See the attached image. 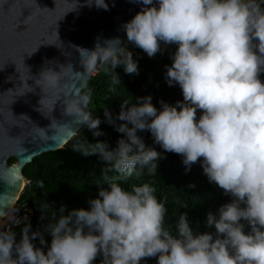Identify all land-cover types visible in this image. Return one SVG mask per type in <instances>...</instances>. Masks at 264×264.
Here are the masks:
<instances>
[{
	"label": "clouds",
	"instance_id": "1",
	"mask_svg": "<svg viewBox=\"0 0 264 264\" xmlns=\"http://www.w3.org/2000/svg\"><path fill=\"white\" fill-rule=\"evenodd\" d=\"M94 2L109 8L107 0ZM137 2L141 10L124 25L127 42L98 37L93 49H78L83 73L102 68L114 74L113 85L119 84L120 66L128 74L139 72L127 45L150 58L162 52V45H176L165 78L169 86H180L183 100H161L159 108L152 95L137 97L131 105L124 101L117 117L123 122L117 131L124 136L116 147L87 138L73 143L72 149L83 155L98 154L105 174L118 178L105 175L106 185L89 208L66 213L67 206H61L44 226L50 244L30 222L24 223L19 240L15 232L0 230V264H94L98 257L100 264H143L151 257L158 258L156 264H264V0ZM72 73L81 74L71 63L46 61L37 76L30 73L34 85L27 83V92L39 87L41 105L59 99ZM72 104L84 107L73 109ZM65 110L102 135L101 120L87 109V98L67 102ZM144 130L164 152L181 155L186 171L200 162L209 181L232 197L208 213L209 231L194 230L185 212L173 234L164 227L167 209L154 187L122 186L144 169L155 174L164 158L138 134ZM59 131L68 138L78 135L75 129ZM16 179L12 173V182Z\"/></svg>",
	"mask_w": 264,
	"mask_h": 264
},
{
	"label": "water",
	"instance_id": "2",
	"mask_svg": "<svg viewBox=\"0 0 264 264\" xmlns=\"http://www.w3.org/2000/svg\"><path fill=\"white\" fill-rule=\"evenodd\" d=\"M107 2L104 10L94 0H0V220L31 182L25 167L37 156L65 148L72 138L62 136L61 127L78 133L83 127L65 110L67 102L80 98H87L90 110L84 93L89 74L83 73L78 49H93L98 37L127 42L124 25L142 4ZM46 61L71 63L81 74H70L59 99H45L41 105L42 90L27 91L34 85L30 73L37 76ZM12 157L16 162L10 163ZM12 173L18 177L14 183Z\"/></svg>",
	"mask_w": 264,
	"mask_h": 264
},
{
	"label": "trees",
	"instance_id": "3",
	"mask_svg": "<svg viewBox=\"0 0 264 264\" xmlns=\"http://www.w3.org/2000/svg\"><path fill=\"white\" fill-rule=\"evenodd\" d=\"M176 47L170 46L166 51L151 58L136 47L132 52L134 59L138 61L139 72L128 74L123 66H120L116 69L121 80L119 84L113 85L114 74L111 71L106 73L102 69L98 75L89 76L84 93L89 96V107L93 116L101 120L99 130L102 135L96 136L92 130L83 126L65 148L37 156L25 167L24 173L31 182L25 186L19 203L27 204L33 214L31 219L24 223L30 222L33 230L39 229L49 244L52 237L44 230V226L54 214H58L61 206H67L66 213L72 209L89 208V201L97 197L100 187L106 185L105 175L112 179L118 178L117 173L105 174L103 169L106 165L98 154L83 155L74 151L72 144L84 143V138H87L90 143L105 141L110 147H116L118 140L124 136L117 131V125L123 123L117 117L124 101H129L131 105L136 103L137 97L152 95L153 103L158 108L161 100L171 104L182 101L180 86H169L165 78L166 65H171ZM261 79H264V73L261 74ZM199 114L198 110V116ZM109 116L114 122H110ZM138 134L147 145L154 146L164 153V158L159 160L155 174L150 175L148 170L144 169L139 177L133 175L128 180L121 181L122 186L129 190L133 185L142 186L145 183L154 187L158 200L163 202L167 209L164 227L173 234L176 233L181 213L185 212L194 230L209 231L206 223L208 213L216 212L222 204L231 201L232 197L209 181L200 162L193 164L190 171H186L183 157L173 152H164L160 145L154 143L150 131L144 130ZM14 162L16 158L12 157L10 163ZM24 223L13 230L17 240L20 239ZM36 244L40 246L39 239ZM100 259L101 257H98L94 264H100ZM157 259L147 258L143 264H156Z\"/></svg>",
	"mask_w": 264,
	"mask_h": 264
},
{
	"label": "built area",
	"instance_id": "4",
	"mask_svg": "<svg viewBox=\"0 0 264 264\" xmlns=\"http://www.w3.org/2000/svg\"><path fill=\"white\" fill-rule=\"evenodd\" d=\"M102 68H98L95 72L89 74V76H96L101 72ZM33 211L27 204H20L19 200L10 208V210L0 220V230L13 231L24 221V217H27L29 221L32 217Z\"/></svg>",
	"mask_w": 264,
	"mask_h": 264
},
{
	"label": "rangeland",
	"instance_id": "5",
	"mask_svg": "<svg viewBox=\"0 0 264 264\" xmlns=\"http://www.w3.org/2000/svg\"><path fill=\"white\" fill-rule=\"evenodd\" d=\"M170 46H173V45H165V47L163 48L162 52L166 51ZM127 47H129L131 51H133L136 48V47H134V46H132L130 44L127 45Z\"/></svg>",
	"mask_w": 264,
	"mask_h": 264
}]
</instances>
